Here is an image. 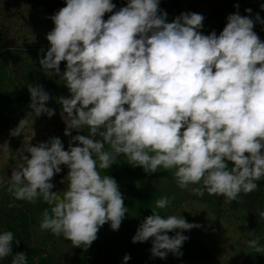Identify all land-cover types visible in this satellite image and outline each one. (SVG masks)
<instances>
[{
	"label": "clouds",
	"instance_id": "obj_1",
	"mask_svg": "<svg viewBox=\"0 0 264 264\" xmlns=\"http://www.w3.org/2000/svg\"><path fill=\"white\" fill-rule=\"evenodd\" d=\"M115 7L112 0H66L51 17L40 64L60 74L66 61L62 80L70 96L58 98L68 117L65 135L85 128L89 134L72 137L68 150L57 137L28 144L30 157L22 156L11 174L15 199L42 198L49 206L40 229L85 249L105 223L118 230L129 211L116 180L101 174L119 156L147 174L175 170L181 189L196 185L195 195H221L228 203L264 178V42L253 20L231 14L219 35H204L201 14L182 13L169 23L159 0H129L113 13ZM105 13L113 14L105 21ZM28 91L34 114L51 118L49 94L40 85ZM22 127L23 120L11 135ZM61 165L68 168L62 195L51 183ZM170 203L167 196L156 200L132 238H151V253L161 259L181 256L188 239L169 232L199 227L157 211ZM14 241L12 231L0 233V260L13 254ZM130 259L125 254L124 264ZM11 264H27L26 254L16 253Z\"/></svg>",
	"mask_w": 264,
	"mask_h": 264
},
{
	"label": "rangeland",
	"instance_id": "obj_2",
	"mask_svg": "<svg viewBox=\"0 0 264 264\" xmlns=\"http://www.w3.org/2000/svg\"><path fill=\"white\" fill-rule=\"evenodd\" d=\"M47 1L50 5L56 2L54 9L36 6L30 0H11L6 14L2 8L3 0H0V22L4 19L12 22L7 35L0 29V233L12 231L19 241L13 242V254L0 260V264H11L18 252L26 254L27 264H124L125 254L131 257L127 264H264V226L261 232H252V215L242 204L231 207L223 196L207 192L202 197L197 196L191 191L196 185H190L188 189L177 185L173 175L175 170L160 168L156 173L147 174L142 167L130 164L126 156L117 157L116 162L101 174L116 180L129 211L118 230L113 231L110 223L100 227L98 238L86 249L74 247L63 236L40 229L43 211L49 207L42 198H38L36 203L15 199L10 191L11 174L22 156L30 157L25 150L28 144L34 146L57 137L61 139L64 150H68L72 137L89 134L85 128L74 129L70 136L65 135V119L68 117L53 105H45L55 111L51 118L47 114L36 116L30 108L28 88L21 86L15 71V64L19 63L14 62L11 46H30L34 61L27 62L31 64L40 63L50 47L46 35L55 26L51 17L66 6V0ZM128 2L112 0L116 5L113 13L127 6ZM262 6L264 0H159L160 12L167 14L166 22H172L182 13L201 14L204 19L200 31L204 35L213 31L219 35L231 14L248 16L253 20V31L261 41L264 40ZM246 9H251V12H246ZM113 13H105L103 19L106 21ZM64 68L60 66V73ZM41 70L44 71L43 68ZM22 120L21 134L12 136L11 131ZM77 145L78 142H74L72 146ZM229 164L231 166V162ZM61 169L51 183L54 184L52 191L62 195L68 184L65 179L68 168L61 165ZM260 188L264 202V185ZM164 196L171 203L165 209H157L162 216H182L188 223L199 227L169 232V236H174L176 231H181L188 239L180 249L181 256L168 253L161 259L151 253V238L143 243H133L132 238L143 220L152 215L156 200ZM252 241L257 242L255 246Z\"/></svg>",
	"mask_w": 264,
	"mask_h": 264
},
{
	"label": "trees",
	"instance_id": "obj_3",
	"mask_svg": "<svg viewBox=\"0 0 264 264\" xmlns=\"http://www.w3.org/2000/svg\"><path fill=\"white\" fill-rule=\"evenodd\" d=\"M30 1L33 2L36 6L54 9L53 5H50L49 2L45 0ZM10 7L11 0H3L2 8L6 14L9 13ZM11 24V20L7 19H4L2 22H0L1 32L7 35V33L10 32L9 28ZM13 26H16V24H14ZM10 49H12L11 52L13 53L15 58L14 62L17 63L18 61L19 63L18 65L15 64V71L18 77H20L19 81L21 86L24 88H28L29 85L42 86L50 97L47 104L53 105L56 109L62 110V105L58 102V98L70 96L69 90L62 80V75L65 71L64 65L66 64V61H62L60 64V66L64 68L62 70V73L56 74L54 71H52L51 74H48L45 71L41 70L42 65L39 62H37V64H31L27 62L29 60L34 61V52L27 44L11 46ZM38 64L40 65L38 66ZM35 79H37L36 82ZM257 183L258 188L255 191L249 194L241 193L237 200L230 203L231 207L242 204L250 212L253 218V222L250 224V229L254 233L261 232L264 226V219L259 216V212L264 211L263 191L260 188L262 185H264V178H262Z\"/></svg>",
	"mask_w": 264,
	"mask_h": 264
},
{
	"label": "water",
	"instance_id": "obj_4",
	"mask_svg": "<svg viewBox=\"0 0 264 264\" xmlns=\"http://www.w3.org/2000/svg\"><path fill=\"white\" fill-rule=\"evenodd\" d=\"M45 1H47V0H45ZM47 2H48V1H47ZM52 5H53V6H56V2H54ZM262 151H264V149H262Z\"/></svg>",
	"mask_w": 264,
	"mask_h": 264
},
{
	"label": "crops",
	"instance_id": "obj_5",
	"mask_svg": "<svg viewBox=\"0 0 264 264\" xmlns=\"http://www.w3.org/2000/svg\"><path fill=\"white\" fill-rule=\"evenodd\" d=\"M262 42H264V40Z\"/></svg>",
	"mask_w": 264,
	"mask_h": 264
}]
</instances>
